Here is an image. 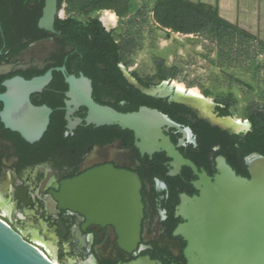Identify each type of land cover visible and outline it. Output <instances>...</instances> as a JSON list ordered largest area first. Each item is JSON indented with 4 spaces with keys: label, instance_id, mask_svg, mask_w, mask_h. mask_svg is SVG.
I'll list each match as a JSON object with an SVG mask.
<instances>
[{
    "label": "flooded vegetation",
    "instance_id": "af4514ba",
    "mask_svg": "<svg viewBox=\"0 0 264 264\" xmlns=\"http://www.w3.org/2000/svg\"><path fill=\"white\" fill-rule=\"evenodd\" d=\"M47 1L0 0V94L7 99L0 101L2 219L27 240L47 248L46 252L62 264H131L146 258L154 264H188L185 256L187 242L181 236H175V232L185 223L178 216L182 196L200 194L195 186L199 178L194 171L190 167H182L178 174L171 175L174 170L172 160L165 152L143 154L136 146L134 132L118 126H88L85 122L88 108L81 106L73 110L68 107V76L90 79L93 99L121 113L150 107L146 98L150 96L138 89L134 82L145 87L143 83L151 76H141L135 70L134 51L123 39L124 26L108 25L109 21L105 22L94 11H72L68 0H57V12L50 25L43 22ZM97 18L115 44L113 49L102 55L94 37H88L85 30L74 26L75 22L87 25ZM49 72H52L51 81L40 91L32 92L29 100L34 107H46L52 111L50 123L41 139L31 143L8 127L15 124L8 115V106L16 101L23 84ZM163 83L167 84V81L160 85ZM200 94L196 97L214 104L213 113L217 117H228L220 115L219 104ZM161 100L166 105L175 103L169 99ZM203 106L208 109L206 104ZM172 108L168 112L159 111L180 129L165 128V135L175 146L180 145L178 150L186 159L214 178L218 173L217 158L222 156L215 155L220 146L202 152L199 136L192 127L200 120L209 123L204 119L208 118L207 114L198 109L199 114L188 107L192 113L178 111V116L186 120L184 123L172 117L177 112L174 106ZM23 114L20 110L13 115L16 118ZM240 122L248 124L249 128L238 134L209 124L233 135H245L250 131V122ZM103 166L136 173L142 182L144 209L140 241L130 252L120 247V236L115 226L95 224L87 215L72 209H60L55 199L64 182ZM38 227L58 237L64 251L73 259L71 263L61 254H56L55 246L44 240ZM21 228L28 229L33 239L28 238Z\"/></svg>",
    "mask_w": 264,
    "mask_h": 264
},
{
    "label": "water",
    "instance_id": "95a60500",
    "mask_svg": "<svg viewBox=\"0 0 264 264\" xmlns=\"http://www.w3.org/2000/svg\"><path fill=\"white\" fill-rule=\"evenodd\" d=\"M56 12L57 0H48L43 22L53 24ZM51 79L52 72H49L23 84L24 88L16 101L8 106L10 120L15 122L14 126L9 124L8 127L21 133L28 142L41 139L48 129L52 112L46 107H34L29 96L32 92L40 91ZM67 83L70 85L68 107L73 110L81 106L88 108L85 120L88 126H118L130 130L135 133L136 146L143 154H167L174 168L171 175L178 174L182 167H190L199 178L195 186L200 194L194 197L183 195L178 208V216L185 223L179 226L175 236H181L187 242L185 256L188 264H264V156L253 154L246 159L250 177L238 175L227 159L220 156L216 161L218 173L211 178L186 159L178 150L180 145L175 146L165 135V128L180 129V126L159 110L143 107L137 112L121 113L93 99L92 82L85 76H68ZM134 84L147 96L169 99L200 114L198 108L177 101L172 96L151 93L161 85L146 88L137 82ZM0 101L7 99L0 94ZM20 110L24 114L14 118L13 114ZM204 119L213 126L228 130L208 118ZM141 189L138 174L103 166L64 182L55 199L60 209H72L87 215L95 224L115 226L120 236V247L130 252L140 241L144 209ZM0 264L62 263L55 262L43 247L27 240L21 232L0 218ZM131 264L154 263L146 258Z\"/></svg>",
    "mask_w": 264,
    "mask_h": 264
},
{
    "label": "rangeland",
    "instance_id": "374dc122",
    "mask_svg": "<svg viewBox=\"0 0 264 264\" xmlns=\"http://www.w3.org/2000/svg\"><path fill=\"white\" fill-rule=\"evenodd\" d=\"M89 1L92 0H68L67 4L70 10L79 12L84 11L83 7ZM172 2L106 0L94 12L105 22L109 21L108 25L113 22L124 26L133 20V25L125 26L122 34L124 41L132 46L134 67L141 76L153 77L158 73L157 62L163 58L167 72L177 73L175 79L166 80L170 85L180 83L186 89L194 88L202 94L209 91V98L216 104L218 99L234 96L236 106L232 108L233 118L249 121V106L261 102L264 92V49L259 48L256 42L247 43L236 37L217 42L209 30L184 34L163 25L156 11L158 7L161 11L171 8ZM160 84L161 81H158ZM21 229L33 239L28 229ZM38 231L45 241L55 246L57 255L61 254L69 263L73 261L57 236L40 227Z\"/></svg>",
    "mask_w": 264,
    "mask_h": 264
},
{
    "label": "trees",
    "instance_id": "16d2710c",
    "mask_svg": "<svg viewBox=\"0 0 264 264\" xmlns=\"http://www.w3.org/2000/svg\"><path fill=\"white\" fill-rule=\"evenodd\" d=\"M106 0H92L83 7L85 13L91 11H97L100 4ZM173 1V6L164 8L160 10L157 9V16L163 25L171 27L173 30L184 33H196L201 30H209L212 37L217 42H222L225 39L240 38L243 41L256 42L259 48L264 49V41L259 40L257 37L253 36L249 32L241 29L238 25H234L219 16L217 10H213L211 7L203 3H193L188 0H167ZM133 20H129L124 27H130L133 25ZM74 26H78L80 30H85V33L92 35L95 42L97 43V48L101 50V55L109 52L108 50L113 49L115 46L113 39L110 34L106 32L103 27L102 22L97 18L84 23L79 24L74 23ZM84 26V27H83ZM89 56V62L91 61V55ZM105 56V55H104ZM93 58V57H92ZM158 73L153 77L151 76L148 81H146L144 86L146 88H151L158 85V81H166L168 79H175L177 73L170 74L167 72V66L163 60H158L157 62ZM138 76V74H137ZM158 80V81H157ZM205 96L209 97L210 92H204ZM149 102V106L153 109H157L163 112H168V110L175 107L177 112L172 115L173 118L178 121L186 120L181 119L178 116V111L189 112L192 111L185 106L180 104L166 105L161 99H156L153 97H146ZM236 98L234 96H225L223 99H218L219 104L218 109L221 116H232V108L236 106ZM247 119L251 123V129L245 135H233L229 132L221 130L218 127H213L209 123L203 120L198 121L196 126H192L201 143V151H210L213 146H220L219 150L216 151V156H224L227 162L237 171L239 175L244 177H250L246 159L253 155L259 154L264 156V92L262 94L261 102L253 103L249 106ZM194 115V114H193Z\"/></svg>",
    "mask_w": 264,
    "mask_h": 264
},
{
    "label": "crops",
    "instance_id": "0c3cea01",
    "mask_svg": "<svg viewBox=\"0 0 264 264\" xmlns=\"http://www.w3.org/2000/svg\"><path fill=\"white\" fill-rule=\"evenodd\" d=\"M217 10L224 20L264 41V0H188ZM113 23V22H111ZM114 24V23H113ZM116 25V24H115Z\"/></svg>",
    "mask_w": 264,
    "mask_h": 264
},
{
    "label": "bare ground",
    "instance_id": "6f19581e",
    "mask_svg": "<svg viewBox=\"0 0 264 264\" xmlns=\"http://www.w3.org/2000/svg\"><path fill=\"white\" fill-rule=\"evenodd\" d=\"M175 86L177 87L176 89H175ZM175 86H174V84L172 86H170V85L164 83L159 88L153 89L151 91V93H153L157 96H163V97L172 96L177 101L184 102V103H186V104H188L194 108H198V109H200L201 113L207 114L208 118L213 123L218 124L225 129L231 130L233 133L238 134V133H242V132L248 130L249 125L246 123L240 122V120H237L234 118H225V119L218 118L213 113L214 104L211 101H209L207 99H203L201 97H196V96H201L199 90L193 88L187 92V89L183 84L176 83V82H175ZM205 104L208 107L207 110L203 106ZM211 111H212V114H211Z\"/></svg>",
    "mask_w": 264,
    "mask_h": 264
},
{
    "label": "built area",
    "instance_id": "2783aa9c",
    "mask_svg": "<svg viewBox=\"0 0 264 264\" xmlns=\"http://www.w3.org/2000/svg\"><path fill=\"white\" fill-rule=\"evenodd\" d=\"M0 218H2L1 215H0Z\"/></svg>",
    "mask_w": 264,
    "mask_h": 264
}]
</instances>
